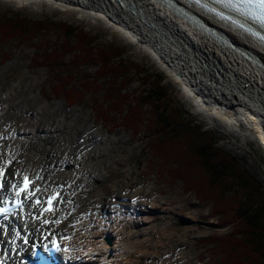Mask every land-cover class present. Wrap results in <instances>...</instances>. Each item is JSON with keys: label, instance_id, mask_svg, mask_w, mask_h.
<instances>
[{"label": "bare ground", "instance_id": "6f19581e", "mask_svg": "<svg viewBox=\"0 0 264 264\" xmlns=\"http://www.w3.org/2000/svg\"><path fill=\"white\" fill-rule=\"evenodd\" d=\"M9 1L17 7L41 8L47 4L50 9L74 13L80 19L104 25L137 49L149 52L182 90L194 112L228 125L238 121L250 131L255 129L264 144V44L249 35L182 0L170 1H177L185 11L210 25L217 36L201 28L200 21L189 19L163 0ZM7 109V104L0 106V168L7 159L14 161L6 174L5 190L26 171L33 176L39 173L38 184L44 185L42 192L46 194L60 186L64 203L57 213L60 224L45 226L34 221L30 204L9 216L0 225V264H17L22 250L29 253L32 244L38 241L45 244L50 240L44 234L45 229L53 234L65 229L73 235L70 242L73 248L84 247L81 252L63 254L64 260L73 264L185 263L186 258L180 262L182 257L173 258L169 252L161 254L167 246L163 237L169 228H162V234L157 236L156 225L149 227L158 218L157 214L171 212V204H163L158 196H142L140 191L125 192L123 185L113 191L108 185L114 176L99 171L90 162L95 152L80 149L75 153L71 143L64 142L63 148L58 147L61 150H52L49 155L46 150L49 148H42L43 142L48 139L49 131L61 133V127L47 125L37 116L11 119ZM13 132L18 133L17 138L12 136ZM5 136L9 139L3 141L1 138ZM93 138L97 143L103 140ZM86 142L87 139L80 145L85 146ZM58 161L66 166H58ZM76 182H81V186L75 187ZM103 182L106 187L103 198L95 205L94 193L88 192L99 189ZM63 212L65 217H61ZM82 229L86 230L84 235ZM108 236L115 239L114 245L104 250L103 259H94L92 250L105 242L99 238Z\"/></svg>", "mask_w": 264, "mask_h": 264}, {"label": "rangeland", "instance_id": "374dc122", "mask_svg": "<svg viewBox=\"0 0 264 264\" xmlns=\"http://www.w3.org/2000/svg\"><path fill=\"white\" fill-rule=\"evenodd\" d=\"M15 15L32 20L48 18L54 23H67L90 33V37L96 38V45L109 44L120 48L119 50L124 52L126 61L138 64L139 68L144 69L148 74L156 75V79L158 76L162 80L160 85L166 90L172 102L175 103L174 105L186 111L187 118L199 125L203 131L213 135L217 146L236 157L241 166L248 169L264 185V144L257 137L258 132L255 129L248 130L238 121L239 125L235 123L228 125L214 117L208 118L199 112H194L192 104L182 90L149 52L137 49L128 39L104 25L92 20L80 19L74 13L50 9L47 4H42L41 8L28 5L17 7L9 0H0V16L14 18ZM60 35L59 31L51 30L45 34L44 42L52 44L57 38H60ZM3 38L5 39L6 36ZM38 43L37 40L27 42L19 39L3 40L0 37V106L7 104V113L10 114L11 119H20L26 116L30 119L37 116L41 122L47 125L54 124L61 127V133L51 130L53 132L49 131L48 139L44 140L45 143L43 142L42 148L48 147L49 149L46 150L49 155L52 150H61L64 142L71 143L75 153L80 149L95 152L90 162L95 164L99 171L108 172L109 176H114L108 185L114 189L113 191H117L118 185H123L125 192L140 191L138 193L142 196H158L163 204H171V212L157 214L158 218L149 226L156 225L155 232L159 230L157 236L162 234V228H169L163 237L167 246L161 250V254L169 252L173 258L176 255L180 259L182 257L183 260L181 259L180 262L187 259L184 264L188 262L190 264H215L210 247L204 246L202 239L214 234L223 236L231 228L220 225L217 218L210 216L211 203L200 201L196 197L194 189L189 191L185 189L183 179L171 175L173 168L177 171L184 169L183 173L187 175L188 183L189 180L194 179L197 164L179 160L181 167L172 166L176 162L175 156L161 159V155H164L165 151L168 152L167 149L162 147L164 151L156 152L150 149L143 127L139 126L138 130L140 131L137 133L136 130L134 132L119 126L122 122V114L125 113L123 110L122 113H108L105 108L101 110L105 91L102 86L92 82L97 67L81 66L76 75L79 77L80 74L79 81L74 79L72 82V87L85 93V98L81 103L69 105L66 99L68 96L53 97L50 91L54 88V83L53 80V85L50 82V73L46 66H42L43 61L38 57L43 48L38 49ZM70 75L71 73L65 74L67 78H70ZM76 77L72 73L70 80ZM142 77V75L136 76L132 73L122 95L132 99L138 97L140 90H148L149 85L142 81ZM84 79L89 81L87 85L83 82ZM125 85L126 83H123V86ZM68 87L71 88L70 85ZM88 87L91 89L89 92H87ZM69 91L72 94L81 92ZM94 108L100 110L98 109L96 112ZM120 108L125 109L126 107L117 109ZM39 109L42 110L36 113V110ZM34 128L35 125L32 122V131ZM14 129L18 130L16 127ZM93 137H101L103 140L97 143ZM86 139L88 144L84 146ZM81 143L83 144L80 145ZM65 164L57 162L58 166L65 167ZM192 183H196V181ZM200 184L201 187H204L202 183ZM74 186H81V182H76ZM100 187L88 192L94 193L95 205L103 198L105 183L100 184ZM223 207L227 208L229 205L226 204ZM140 229L141 227L138 228V230ZM99 240L105 242L99 243L100 246L96 250H92V256L97 260L103 259L104 250L109 249L115 243V239L111 236L105 239L99 238ZM158 243L160 242L158 241ZM80 250H83V247Z\"/></svg>", "mask_w": 264, "mask_h": 264}, {"label": "trees", "instance_id": "16d2710c", "mask_svg": "<svg viewBox=\"0 0 264 264\" xmlns=\"http://www.w3.org/2000/svg\"><path fill=\"white\" fill-rule=\"evenodd\" d=\"M51 30L59 31L60 38L52 44L45 43L44 36ZM3 36L39 42L37 48H43L38 57L50 73V82L53 80L54 83L50 94L55 98L68 96L69 105L81 103L85 98L82 90L72 87L74 79L79 81L81 77L80 74L76 77L78 69L83 65L97 67L92 82L105 91L101 110L105 108L108 113L124 111L119 126L137 133L138 127H143L150 149L154 152L164 151L162 147L167 149L161 159L175 156L176 162L172 166L181 167L179 160L197 164L194 179L188 182L196 183H187L184 169L173 168L171 175L183 179L185 189H194L200 201L211 203L210 216L217 218L220 225L231 228L223 236L214 234L202 239L203 245L210 247L214 263L264 264V185L241 166L236 157L217 146L213 135L203 131L187 118L186 111L174 105L158 76L156 79V75L148 74L138 64L126 61L120 48L96 45V38L90 37V33L67 23H54L48 18L32 20L18 15L14 18L0 16V37L5 40ZM70 73L76 78L70 80L71 77L65 76ZM132 73L142 75V81L149 89L140 90L138 97L130 99L122 92ZM83 82L87 85L89 81L84 79ZM87 89V92L91 91L90 87ZM69 90L81 92L72 94ZM123 106L126 108L117 109ZM226 204L229 207H223Z\"/></svg>", "mask_w": 264, "mask_h": 264}, {"label": "snow or ice", "instance_id": "6c2138e0", "mask_svg": "<svg viewBox=\"0 0 264 264\" xmlns=\"http://www.w3.org/2000/svg\"><path fill=\"white\" fill-rule=\"evenodd\" d=\"M201 0H195V3L200 4ZM216 3L224 4L226 7L238 8L241 4H243L249 10L258 9L259 13L257 18L261 21H264V0H236L234 3L233 0H215ZM209 11H215V9H208ZM264 40V37H261ZM3 172L0 170V176H2ZM27 179V178H26ZM5 211V210H4Z\"/></svg>", "mask_w": 264, "mask_h": 264}]
</instances>
